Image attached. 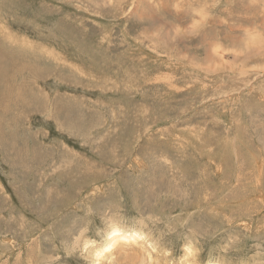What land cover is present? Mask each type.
Segmentation results:
<instances>
[{"label":"rangeland","instance_id":"1","mask_svg":"<svg viewBox=\"0 0 264 264\" xmlns=\"http://www.w3.org/2000/svg\"><path fill=\"white\" fill-rule=\"evenodd\" d=\"M263 42L264 0H0L42 68L7 77L40 102L0 111V264H264Z\"/></svg>","mask_w":264,"mask_h":264},{"label":"bare ground","instance_id":"2","mask_svg":"<svg viewBox=\"0 0 264 264\" xmlns=\"http://www.w3.org/2000/svg\"><path fill=\"white\" fill-rule=\"evenodd\" d=\"M260 22V21H259ZM221 23V22H220ZM259 24V23H258ZM263 30V29H261ZM11 40V39H10ZM4 43V42H3ZM264 43V42H263ZM17 44V43H16ZM28 45V44H27ZM24 46V45H23ZM31 46L28 45V48ZM264 46V45H263ZM25 48V47H24ZM31 48V47H30ZM5 49L6 51H8V49H12L11 47H6V45L0 44V111L5 110L6 107V103L7 102H14V103H20L21 106L25 107L26 110H29L30 108H36V106L34 105L33 102L31 101H37V103H39L40 101L35 99V98H30V95H28V93L25 91H23L25 89V87H21V90H19V98L16 101H12L9 99V83L7 80V77L10 73V71L12 73H15L17 71H19L18 73H25V77L23 76V80H26L25 82H29L32 79H35L38 72L41 70L42 68H40V65L38 63V60H34V57L31 56V58L26 61L23 59L24 56H28V53H21V56L18 55V57L22 58V61H17L15 59H11L10 56L12 55V53L10 52H2L1 50ZM14 50V48H13ZM16 50V49H15ZM14 50V51H15ZM12 52V50H11ZM17 53V52H16ZM19 53V52H18ZM47 55V54H46ZM36 56V55H35ZM37 57V56H36ZM17 58V56H16ZM20 58V59H21ZM39 59V57H38ZM53 59V57H52ZM17 62L16 65H10L11 62ZM54 61V60H53ZM19 62V63H18ZM43 74V73H42ZM19 75V74H18ZM9 78V77H8ZM12 78V77H11ZM13 79V78H12ZM16 79V78H14ZM13 79V81H14ZM12 83V81H11ZM8 86V87H7ZM30 90V89H29ZM28 91V90H27ZM32 93V90L30 91ZM38 95V94H37ZM32 96V95H31ZM33 97V96H32ZM35 97V96H34ZM40 100H42L40 98ZM39 109L41 108L40 105L38 107ZM57 108V107H54ZM59 108V107H58ZM61 108V107H60ZM55 112V111H54ZM64 114V113H63ZM68 116V115H66ZM65 118V117H64ZM66 120V119H65ZM61 121V120H60ZM63 121V120H62ZM64 122V121H63ZM66 122V121H65ZM69 126V125H67Z\"/></svg>","mask_w":264,"mask_h":264}]
</instances>
